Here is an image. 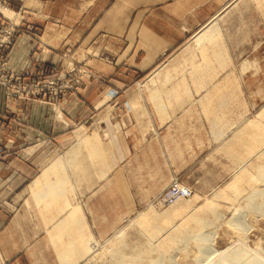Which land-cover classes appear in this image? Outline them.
Wrapping results in <instances>:
<instances>
[{"label": "rangeland", "instance_id": "obj_1", "mask_svg": "<svg viewBox=\"0 0 264 264\" xmlns=\"http://www.w3.org/2000/svg\"><path fill=\"white\" fill-rule=\"evenodd\" d=\"M79 1L0 0V131L13 105L39 101L61 115L63 102L97 85L41 169L4 178L2 257L15 244L44 264H264L263 197L262 209L248 200L264 190V0H226L209 21L219 27L212 40L197 45L203 26L193 29L144 70L104 48L98 60L113 73L84 60L65 70L18 62L20 44L34 54L50 28L65 35ZM138 23L125 36H144ZM60 158L66 170L48 171ZM61 177V188L42 190ZM183 186L189 193H173ZM201 244L213 248L207 259Z\"/></svg>", "mask_w": 264, "mask_h": 264}, {"label": "crops", "instance_id": "obj_2", "mask_svg": "<svg viewBox=\"0 0 264 264\" xmlns=\"http://www.w3.org/2000/svg\"><path fill=\"white\" fill-rule=\"evenodd\" d=\"M225 1L81 0L80 8L73 7V11L81 13V16L65 35L58 36L56 29L50 28L49 35L40 37L42 47L47 49H39V52L32 54L25 44H20L21 52H16V58L20 63H29V67L35 70L49 64H56L57 68L65 70L68 63L84 60L91 69L113 73L115 66L103 64L98 60L97 54L104 48L109 53L118 55L119 60L129 66L144 70L153 66L162 54L182 42L187 33L200 26H203L202 29L207 26ZM71 19L73 20V17ZM131 22L142 23L144 36L142 32L137 38L132 35L125 36L123 26ZM139 43L144 46L143 50L139 49ZM54 45L57 48H54ZM65 48L69 51L72 49L73 55L68 54L63 58L61 53ZM96 87L94 82L89 83L78 101L69 98L63 102L61 115L54 113L53 108L42 105L39 101L12 106L15 112L8 115L7 121L6 117L2 119L0 131V186H3L4 178H8L9 172L41 169L42 157L46 152L53 150L52 140L63 137L80 116H85L80 112L82 107L90 103L89 96ZM104 92L99 96L102 97ZM100 97L93 102L100 104L104 100ZM157 99L155 94L152 95L157 111L161 112L164 107ZM0 106H5L1 87ZM2 234L0 231V264H44L34 254L33 258L22 254L26 247L15 244L13 248H17V252L3 258Z\"/></svg>", "mask_w": 264, "mask_h": 264}, {"label": "bare ground", "instance_id": "obj_3", "mask_svg": "<svg viewBox=\"0 0 264 264\" xmlns=\"http://www.w3.org/2000/svg\"><path fill=\"white\" fill-rule=\"evenodd\" d=\"M218 31H219V27H218V22H217V20H214V21H211L207 26H205L197 35H196V37L194 38L195 39V41H196V44L197 45H203L204 43H206L207 41H210V40H212L214 37H215V35L218 33ZM253 61H255V59L253 60ZM255 67H256V65H254ZM255 67H253V68H255ZM257 68V67H256ZM257 69H259V68H257ZM255 70V69H254ZM96 131H97V129H95ZM96 137V136H95ZM93 138V137H92ZM87 141H88V139H87ZM89 142V141H88ZM91 143H92V141H90ZM95 142V141H94ZM99 142V141H98ZM85 143V142H84ZM97 143V142H96ZM99 143H97V144H94V145H97V148H95V149H97L98 150V148L100 149L101 147H99V145H98ZM88 146V145H87ZM91 146H92V144H91ZM96 147V146H95ZM93 148V147H92ZM84 149V148H83ZM101 150V149H100ZM103 150V149H102ZM93 151H94V148H93ZM94 152H96V151H94ZM97 152H99V150L97 151ZM104 152V151H103ZM100 153V152H99ZM99 153L97 154V155H99ZM101 154V153H100ZM70 157H71V155H70ZM73 158V157H72ZM65 160V159H64ZM75 162V161H74ZM102 162H104L103 161V159H102ZM66 163L67 162H63L62 161V159L60 158L58 161H57V163L55 164H52V165H50L49 167H48V171H50L51 169H58L59 167L60 168H64V170H66V168H65V165H66ZM71 163V162H70ZM101 163V162H100ZM104 166V165H103ZM101 170V169H100ZM47 172V171H46ZM65 176V175H64ZM64 179H66V177L64 178V177H61V178H59L58 180H57V182H55V183H52V185L50 184V181H47L45 184H44V187H43V191H45L46 189L47 190H49L50 192H52L53 191V188H55L56 186H58V188H61V185H62V183L64 182ZM177 187V186H176ZM178 188V187H177ZM175 190V189H174ZM38 191L39 190H35L34 192H33V195H34V197H35V199H38V198H41V197H39V196H42V195H37V193H38ZM191 192V191H190ZM174 194H176V195H179V196H181L182 194H184V193H189V190L186 188V187H184L183 186V188L182 189H179V190H176V191H174L173 192ZM189 196V195H188ZM258 196H261V197H263V203H264V190H262V191H256V192H254V193H252V195L249 197V205L250 206H254L256 209H262L261 207H260V205H258V204H256L255 203V201L257 202V200L256 199H259L258 198ZM262 203V202H261ZM237 222H239V221H237ZM237 222L235 223V225L237 224ZM241 221H240V225H241ZM239 225V226H240ZM237 226V225H236ZM238 227V226H237ZM241 227H243L242 225H241ZM195 238H197L198 240H201L202 241V239H203V241H205V238H204V235H200V236H196ZM210 240V239H209ZM206 241H208V240H206ZM208 245V244H207ZM206 244H204V245H202L201 244V246H199V248H200V253H201V257H202V259H203V257L204 256H206L205 258L207 259L208 257V255H209V253H211L213 250H211V249H213L212 248V246H207ZM206 246V247H205ZM211 247V248H210ZM211 251V252H210ZM209 252V253H208ZM207 254V255H205V254ZM215 253V252H214ZM212 255H213V253H212ZM211 257V255L209 256V258ZM205 260V259H204ZM207 261V260H206ZM159 263H160V261H159ZM204 263H205V261H204ZM155 264V263H154ZM174 264V263H173Z\"/></svg>", "mask_w": 264, "mask_h": 264}]
</instances>
